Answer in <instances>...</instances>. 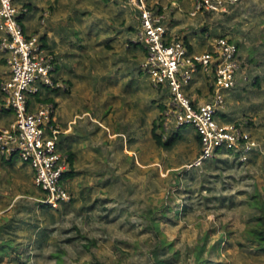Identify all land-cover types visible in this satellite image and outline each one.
<instances>
[{"label": "rangeland", "instance_id": "obj_1", "mask_svg": "<svg viewBox=\"0 0 264 264\" xmlns=\"http://www.w3.org/2000/svg\"><path fill=\"white\" fill-rule=\"evenodd\" d=\"M145 1L167 17L171 37L187 39L191 54L210 50L221 36L238 43L242 70L216 119L248 122L260 149L244 162L219 151L194 167L200 146L192 126L165 135L181 137L171 149L155 144L151 129L169 92L154 88L141 69L145 51L133 44L139 13L128 0H14L27 7L19 20L24 33L39 34L56 58L55 78L67 91L49 97L60 151L70 146L75 160L62 179L69 202L46 214L31 167L0 157V242L17 246L0 264H195L202 245L210 264H264L244 234L258 215L250 199L264 201V0L195 17L193 0ZM6 57L0 52V83ZM193 76L187 92L200 101L210 80ZM14 119L0 113V128ZM161 241L174 250H162Z\"/></svg>", "mask_w": 264, "mask_h": 264}, {"label": "built area", "instance_id": "obj_2", "mask_svg": "<svg viewBox=\"0 0 264 264\" xmlns=\"http://www.w3.org/2000/svg\"><path fill=\"white\" fill-rule=\"evenodd\" d=\"M14 0H0V52L5 54L8 76L0 83V113H13L14 121L0 128V157L11 162L17 156L33 172V185L41 194L42 205L58 209L70 196L62 185L69 169L67 156L59 149L60 126L55 120L52 103H30L41 89L58 88L54 83L56 58L48 52L39 34L26 35L20 17L27 12L17 8ZM139 13L145 56L141 69L149 76L154 88L169 92L163 104L161 122L163 140L169 131L192 126L199 137L200 152L194 167L214 159L219 151L238 154L241 162L260 149L258 141L247 129V122L217 121L225 109V96L232 91L242 70L243 61L235 43L224 37L201 54H191L185 43L171 37L167 17L154 11L145 0H128ZM239 0H193L190 17L226 14ZM205 75L208 92L198 95L187 92L195 85L194 76Z\"/></svg>", "mask_w": 264, "mask_h": 264}, {"label": "trees", "instance_id": "obj_3", "mask_svg": "<svg viewBox=\"0 0 264 264\" xmlns=\"http://www.w3.org/2000/svg\"><path fill=\"white\" fill-rule=\"evenodd\" d=\"M23 8H27V7L23 6ZM22 17H20V19ZM221 37H224V36H221ZM224 38H226V37H224ZM228 40L232 43H235L240 50V47H239L237 42H234L230 39H228ZM184 43L187 46L188 50L190 51L191 46L188 44V41L186 38H184ZM133 44L137 45L139 43L136 42ZM53 80H54V83L58 82V79H56V78H54ZM50 91L58 92V91H60V89L49 88V87L43 88L36 95H34L30 98V103H33V102L52 103L54 106H56L54 101L49 97ZM65 91H67V90L66 89L63 90V92H65ZM198 95H202V93L200 91H198ZM162 108H163V105H160L161 110H162ZM160 118L153 122L151 134H152V138H153L155 144L158 147L168 150V149L173 148L177 144V142L181 139V137L178 133H175L169 139L164 141L163 140L164 130H163L162 122H161ZM195 139H196L197 143L199 144V137L197 135L195 136ZM59 149H61L60 142H59ZM230 153H232V152H230ZM65 155L67 156L68 164L71 167L73 164V161L75 160V157H74V154L71 152L70 146L65 147ZM1 159L3 161H5L3 158H1ZM6 162H8V161H6ZM71 173H72V171H67L64 174L63 178L71 176ZM249 205L254 207L258 211V215L255 216L251 222H249L248 227L245 229V231H244V234L246 236L245 238L250 244H252L253 246H257L260 252L264 253V201L262 202V200L257 199V195H254L250 199ZM42 207H43V212L46 214L49 211V209H51L50 207H48L46 205H42ZM153 227L156 230H158V224L157 223H153ZM41 237L44 238L45 233H43ZM9 242H10L9 240L0 242V262H2V260H3L2 258H5V257L11 258V256L15 255V252H17V246L10 245ZM160 247L164 251H167V250L173 251L174 250V248L172 247V244H166L165 241L160 242ZM204 249H205V245L197 247L195 264H210V263H207V261H204L201 257L203 252H204ZM160 250L157 249L156 251H154L153 255L156 258H158V254L160 253ZM174 256L177 258L178 253L175 252ZM156 264H164V261L159 260L156 262Z\"/></svg>", "mask_w": 264, "mask_h": 264}, {"label": "crops", "instance_id": "obj_4", "mask_svg": "<svg viewBox=\"0 0 264 264\" xmlns=\"http://www.w3.org/2000/svg\"><path fill=\"white\" fill-rule=\"evenodd\" d=\"M191 51V50H190Z\"/></svg>", "mask_w": 264, "mask_h": 264}]
</instances>
